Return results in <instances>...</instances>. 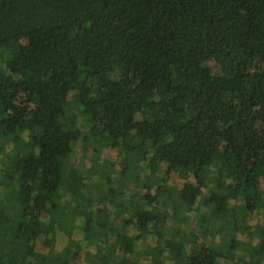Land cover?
<instances>
[{"label":"trees","instance_id":"obj_1","mask_svg":"<svg viewBox=\"0 0 264 264\" xmlns=\"http://www.w3.org/2000/svg\"><path fill=\"white\" fill-rule=\"evenodd\" d=\"M258 211L264 0H0V264H264Z\"/></svg>","mask_w":264,"mask_h":264},{"label":"rangeland","instance_id":"obj_2","mask_svg":"<svg viewBox=\"0 0 264 264\" xmlns=\"http://www.w3.org/2000/svg\"><path fill=\"white\" fill-rule=\"evenodd\" d=\"M19 102L26 105L29 108L28 113H29V115H31L33 110H34L35 105L33 103H31L30 100L28 99V93H27L26 88L22 89V91L20 92ZM83 143H84V141L81 139L75 144L74 152H73L74 157L72 158V160L74 158H82L83 157V154L85 152V149L83 148ZM116 151H117V149L110 152V154H111L110 156L112 158H115ZM85 161L87 164L91 163L89 158H87ZM173 176L177 177L178 174H174ZM163 177L167 178L166 174H164ZM189 180L195 182L194 176L193 175L189 176ZM178 181H179L180 185L185 183V180L183 178H180V177H178ZM200 189L202 191V193L200 195V200L206 201L208 199V196L206 194L208 188L200 185ZM128 200L129 199H127V198L126 199L121 198L120 203L127 202ZM170 211H171V209H170ZM256 214L257 215H255V217H256V220H258L257 221L258 225H257V228L252 232L251 237L249 235H240V237H239L240 239L247 241L250 244L246 248V254L247 255H249L248 251H251L253 248H259V247L264 246V238L260 236L261 229L264 228V212L258 211ZM183 215H184L183 219H181L180 221H178L176 223H172V227H174L176 230L178 227H180L182 230L188 231V233L191 236H194L195 233L192 232V229H193V226L195 225V213H192L191 210H186L183 212ZM185 217L189 218L190 221L188 219H184ZM79 222H80V220H79ZM130 229L135 230V226L134 225H133V227L131 226ZM197 230L199 231V228H197ZM82 236H83L82 231H79V233H77V235H76V237L80 238V239L82 238ZM65 244H66V235L64 234V235L60 236L59 241L56 243L55 250L60 251L65 246ZM242 252H243V250H242ZM221 263L224 264L223 261ZM71 264H79V260L78 261L74 260Z\"/></svg>","mask_w":264,"mask_h":264}]
</instances>
